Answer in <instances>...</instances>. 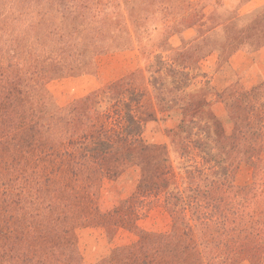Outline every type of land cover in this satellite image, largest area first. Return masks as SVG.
I'll return each mask as SVG.
<instances>
[{
    "label": "rangeland",
    "instance_id": "rangeland-1",
    "mask_svg": "<svg viewBox=\"0 0 264 264\" xmlns=\"http://www.w3.org/2000/svg\"><path fill=\"white\" fill-rule=\"evenodd\" d=\"M183 15L163 13V0H0V193L15 218L11 229L45 236L31 253L62 250L65 261L54 264H208L210 250L222 255L219 264L233 229L264 215V81L250 87L216 79L221 63L207 38L171 45L184 25L174 16ZM259 17L258 28L264 12ZM241 25L212 41L224 52L233 40L251 48L256 30ZM124 104L142 120L138 142L117 144L111 132L104 177H73L63 151L91 163L104 149L96 143L102 126L120 133L116 112L123 116ZM251 140L261 144L253 156ZM201 152L211 164L224 160L209 176L217 181L209 192L216 217L230 223L206 229L191 222L194 247L165 192L182 189V163L201 167ZM161 182L170 185L139 186Z\"/></svg>",
    "mask_w": 264,
    "mask_h": 264
},
{
    "label": "trees",
    "instance_id": "trees-1",
    "mask_svg": "<svg viewBox=\"0 0 264 264\" xmlns=\"http://www.w3.org/2000/svg\"><path fill=\"white\" fill-rule=\"evenodd\" d=\"M3 77L4 76L0 77V104H3L4 102L3 93L1 91H3L5 86L2 84L6 82ZM116 114L119 115V118L122 121L119 129L120 133L115 132L113 128L102 126L96 143L98 146L104 147V151L101 150L99 155L92 157L93 160L91 163L85 155L77 157L67 149L63 151L62 155L68 158L66 164L69 162L72 164L70 171L73 177H77L79 174L83 173L88 174L90 172L96 175L100 174L101 177H104L106 171V162L108 160L107 155L104 154L105 148L113 146V143L110 142L111 132L119 137L117 144H124L127 140H129V137L132 138V142H130L131 145L138 142V137L141 134L142 127L141 118L132 114L129 104H124L123 116H120V112H116ZM107 118L109 119L110 117L107 116ZM119 125L120 122H118L117 126ZM182 126H179V129H182ZM261 128L264 127L262 126L260 129ZM122 134L124 136H121ZM258 143L260 142H257V140L249 141L248 152L251 153L255 149L260 148L261 144L258 145ZM194 147L197 148L198 146L194 144ZM233 147L236 148L238 145ZM188 149L189 146L187 143L181 144L182 157L187 154ZM251 154L253 156V153ZM199 156L201 157L202 161L201 167H198L197 165L189 166L185 162L182 163L183 166L181 167L184 173L182 178V189H177L176 193H173L174 190H167L165 192V204L172 213L175 224L178 223L180 226L184 227L185 230H187V233L185 232V240L189 241L194 247H196L197 244L194 242L193 237L188 234V232L191 231V222H199V224L206 229H210L212 225H219L221 228H223L226 223H230L229 217L225 214L223 215L221 212L219 213L220 216L218 218L216 217L217 214L215 211H217V207L214 205L215 200L212 198L210 195L211 193L209 192L211 186L217 185V181H209V176L215 174L213 170L215 166L223 167L221 163L224 162V160L215 161L211 164V158L208 156H203L202 152ZM185 157L186 156H184V158ZM190 160L191 159H185L187 162ZM128 161L131 162L132 160L129 158ZM254 165L257 167V164ZM62 166H64V162H62ZM204 166H206V168H204ZM169 185L170 184L168 183L163 184V182H161L159 184L141 183L139 186ZM204 187L208 188V190H202ZM229 189L231 190L232 187L229 186ZM187 213L190 214V218H187ZM231 214L233 216H238L237 211L231 212ZM252 214L255 215L256 211ZM10 219L13 221L15 218L13 215H10V207L6 194L2 192L0 193V264H54V262L65 261L67 255L64 254L62 250H58L57 253L48 252L44 254L42 253L40 255H38V252L31 253L30 245L32 243H34V246L40 244V242L46 240L45 236L37 234L31 227H28V230L24 236H20V233H16L15 231V229H17L16 227L13 229L10 228ZM43 222L46 224L48 221L44 220ZM235 231L236 229L234 228L232 234L228 237V240H226L225 243L222 241V244L226 247V250L223 252V255L225 256L219 264H239L243 260H246L250 264H262L264 262V215L261 217L259 216L255 221L250 222L247 228H242L236 232ZM64 233L68 234V231L64 230ZM57 237L58 231L56 229L55 234L50 238L54 239ZM24 246L28 247V251L23 250ZM34 246L32 248H34ZM204 246L206 249H208V240L206 239L204 240ZM209 251L210 250H205L203 254L204 259L208 264H214L216 257H221L222 255L212 254V252ZM62 257L64 258L61 260ZM144 264L148 263L144 262Z\"/></svg>",
    "mask_w": 264,
    "mask_h": 264
},
{
    "label": "crops",
    "instance_id": "crops-1",
    "mask_svg": "<svg viewBox=\"0 0 264 264\" xmlns=\"http://www.w3.org/2000/svg\"><path fill=\"white\" fill-rule=\"evenodd\" d=\"M234 2L235 4L232 0H163V13L181 12L184 14L181 20L174 16L175 24L186 25L178 28L179 33L171 37L170 43L173 41L171 45H182L189 39L194 44L199 39L207 38V41L211 42V46H214L217 51L213 50L217 53L216 63H221L216 79L226 82L232 77V80L241 81L245 86L251 87L264 81V26L258 28L256 25L261 19L259 15L264 12V0ZM187 13L191 15L187 16ZM167 21L168 19L165 18L163 24ZM234 24H246L239 27V31L242 32L256 30L254 37L257 43L251 42V48H247L244 47L243 41L233 40L232 50L229 52H224L222 46L217 47L215 45L217 43L214 44L212 41L217 36V32ZM213 51L207 56H212ZM206 61L207 59L203 63ZM215 106L221 109L220 105Z\"/></svg>",
    "mask_w": 264,
    "mask_h": 264
}]
</instances>
